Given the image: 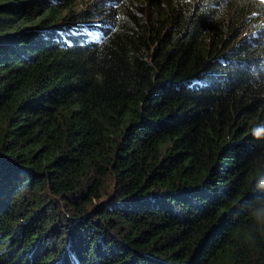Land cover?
Masks as SVG:
<instances>
[{"label":"trees","instance_id":"trees-1","mask_svg":"<svg viewBox=\"0 0 264 264\" xmlns=\"http://www.w3.org/2000/svg\"><path fill=\"white\" fill-rule=\"evenodd\" d=\"M112 1L0 0V264H264V0Z\"/></svg>","mask_w":264,"mask_h":264},{"label":"clouds","instance_id":"clouds-1","mask_svg":"<svg viewBox=\"0 0 264 264\" xmlns=\"http://www.w3.org/2000/svg\"><path fill=\"white\" fill-rule=\"evenodd\" d=\"M121 0H114L108 5L112 8L118 7L120 5ZM108 12V11H107ZM94 23H97V26H100V29H96V31L91 34V41L93 42H106L110 36L114 33L116 28V23L110 17L105 20H101L100 18L93 20ZM103 32V34H101Z\"/></svg>","mask_w":264,"mask_h":264}]
</instances>
